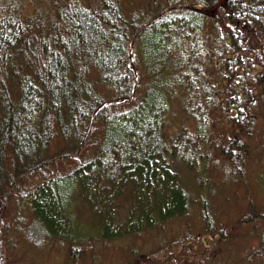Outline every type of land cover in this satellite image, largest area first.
<instances>
[{
	"label": "trees",
	"instance_id": "16d2710c",
	"mask_svg": "<svg viewBox=\"0 0 264 264\" xmlns=\"http://www.w3.org/2000/svg\"><path fill=\"white\" fill-rule=\"evenodd\" d=\"M52 10L0 17V218L14 206L0 222V264H24L20 248L38 264V247L53 245L57 264H92L111 242L162 239L196 205L198 233L229 243L204 198L222 161L254 189L241 222H264V211L251 219L253 197L264 200V0H167L150 19L120 0ZM173 239L190 254L202 241L191 227ZM167 248L128 251L154 264L176 255ZM228 264H264V231Z\"/></svg>",
	"mask_w": 264,
	"mask_h": 264
},
{
	"label": "rangeland",
	"instance_id": "374dc122",
	"mask_svg": "<svg viewBox=\"0 0 264 264\" xmlns=\"http://www.w3.org/2000/svg\"><path fill=\"white\" fill-rule=\"evenodd\" d=\"M55 0H0V17L4 16L7 12L10 14L21 16L23 18L39 16H48L53 13V5ZM77 1L84 6H96L100 0H73ZM150 2H153L150 5ZM167 0H120L121 8L127 14L136 8H145L146 15L150 19L158 12V8L164 6ZM132 17V15L130 16ZM177 114V113H176ZM178 121H185L182 115H178L176 118ZM261 130H264L262 125L259 126ZM219 143H224L227 139V131L220 129ZM264 139V133H263ZM248 156L251 153H247ZM251 161V160H250ZM254 164V162H252ZM256 165H258V159H256ZM226 164L224 161L220 162L218 166L214 169L211 175V180L214 183L217 182V188L211 194L204 195L207 197V209L208 212L213 215L214 220L218 228H221L226 235L227 233H233V237H228L229 243L226 240H220L219 237L201 235L198 232L201 231V220L203 218V207L196 205L193 207L188 216L181 219V221L176 223H171L170 228L165 229V234L163 238L160 239L158 232L152 231L142 238L132 237L126 240H119L118 242H111L110 244L104 246L99 251L96 252V258L92 264H136V254L129 252L128 249L134 248L135 252L144 251L147 253L151 252V249H156L157 254L167 247V253H175V256H171L170 260L163 254L152 255L154 256V264H172L174 258H176V263L173 264H204V260L207 258H213L212 261L206 262L205 264H228L241 259L244 255L251 253L259 244V237L264 231V222L262 220H257V215L259 211H264V200L261 196L253 197V202H257L259 210L251 218L252 220H257V223L244 224L241 222V216L244 215L248 208V195L249 191H252V185L250 181L238 180L232 182L226 174ZM245 168V162H244ZM184 182L192 187V181L190 177L186 174L182 175ZM203 197V196H202ZM14 212V206L12 204L7 205L5 212L3 213L0 222L5 225L4 215L12 216ZM88 216V210H83ZM85 217V218H86ZM84 218V219H85ZM9 221H7L8 223ZM25 226L31 227L30 220L28 218ZM19 223L13 221L12 225L7 234L8 237L11 236L13 241L12 246L17 247L16 238L17 230L19 229ZM28 227V228H29ZM187 227H191L194 230L196 236L200 235L201 244L197 247L191 248L193 253H187L186 247L184 245L176 244L173 245L178 239H173L174 235L181 234ZM22 226L19 230L21 232ZM5 237V233L3 238ZM227 242V244H226ZM205 243V244H204ZM214 243V246H212ZM219 243L218 249L216 250V245ZM210 245L209 248L206 246ZM56 245L38 247V253H36L38 264H57L60 260L64 258L63 253L60 249H55ZM21 253L22 263L30 264L32 255L28 256V252H24L19 249ZM18 251V250H17ZM12 252H15L12 251ZM89 253V252H88ZM15 255L17 256L16 252ZM178 256L181 258L179 259ZM189 256L192 258L190 261L185 260L184 257ZM195 256V257H194ZM163 257L165 259H163ZM18 258V257H17ZM34 261V263L37 262ZM89 264V261H87Z\"/></svg>",
	"mask_w": 264,
	"mask_h": 264
}]
</instances>
